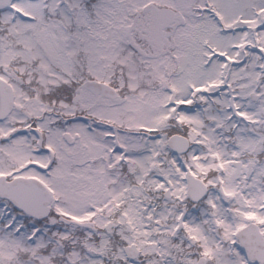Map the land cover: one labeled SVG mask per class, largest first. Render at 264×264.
I'll list each match as a JSON object with an SVG mask.
<instances>
[{
  "label": "snow or ice",
  "instance_id": "obj_1",
  "mask_svg": "<svg viewBox=\"0 0 264 264\" xmlns=\"http://www.w3.org/2000/svg\"><path fill=\"white\" fill-rule=\"evenodd\" d=\"M0 264H264V0H0Z\"/></svg>",
  "mask_w": 264,
  "mask_h": 264
}]
</instances>
